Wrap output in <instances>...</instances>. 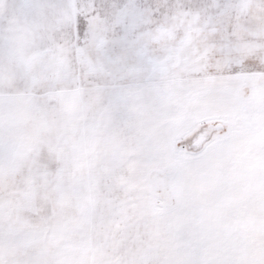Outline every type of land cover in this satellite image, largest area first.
<instances>
[{
    "label": "snow or ice",
    "instance_id": "6c2138e0",
    "mask_svg": "<svg viewBox=\"0 0 264 264\" xmlns=\"http://www.w3.org/2000/svg\"><path fill=\"white\" fill-rule=\"evenodd\" d=\"M0 264H264V0H0Z\"/></svg>",
    "mask_w": 264,
    "mask_h": 264
}]
</instances>
